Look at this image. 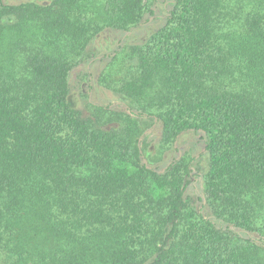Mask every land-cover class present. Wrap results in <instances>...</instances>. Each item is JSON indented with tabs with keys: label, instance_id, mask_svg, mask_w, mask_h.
Returning <instances> with one entry per match:
<instances>
[{
	"label": "trees",
	"instance_id": "1",
	"mask_svg": "<svg viewBox=\"0 0 264 264\" xmlns=\"http://www.w3.org/2000/svg\"><path fill=\"white\" fill-rule=\"evenodd\" d=\"M154 1L0 2V264H264V0H166L99 76L127 111L72 99L92 39ZM154 122L201 135L205 215L194 158L143 162Z\"/></svg>",
	"mask_w": 264,
	"mask_h": 264
},
{
	"label": "rangeland",
	"instance_id": "2",
	"mask_svg": "<svg viewBox=\"0 0 264 264\" xmlns=\"http://www.w3.org/2000/svg\"><path fill=\"white\" fill-rule=\"evenodd\" d=\"M26 0H0L4 3H18ZM38 2H47L48 0H36ZM166 0H155L151 7L155 10V15H144L148 18L132 28L129 31L119 29L105 28L93 39L91 44L86 48L82 58L74 64L68 74V82L72 99L75 106L83 115L88 113L90 104L108 105L111 108L126 110L125 101L121 100L115 92L109 90L99 82V76L105 67H110L112 60L108 54H114L116 50L122 48L128 50L130 46L143 43L148 35L159 28L163 23V14L165 12ZM124 61H129L128 58ZM127 65L122 62L121 66ZM119 63H115L117 68ZM127 111V110H126ZM161 126L154 122L153 125L146 129L140 141L145 138L149 153L147 154L152 160L143 156V162L149 166H157L161 170L174 157H192L191 176L188 177L184 189V195L188 201L197 210L205 215L206 208L203 194V174L207 169L208 158L204 154V144L201 135L192 131H185L177 136L171 145L161 141ZM167 145V147H166ZM162 149H160V148Z\"/></svg>",
	"mask_w": 264,
	"mask_h": 264
}]
</instances>
